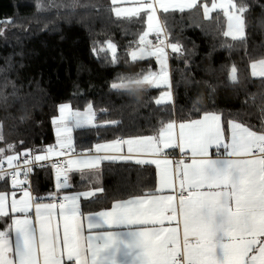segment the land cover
<instances>
[{
	"label": "snow or ice",
	"instance_id": "1",
	"mask_svg": "<svg viewBox=\"0 0 264 264\" xmlns=\"http://www.w3.org/2000/svg\"><path fill=\"white\" fill-rule=\"evenodd\" d=\"M109 3L136 5L112 7L115 18L129 23L136 18L146 20V30L138 34L135 46H130L126 53L130 62L154 58L159 65V71L120 76L110 87L131 94L166 86L167 90L153 101L157 106L174 104L169 51L181 55L184 52L182 45L171 41V33L159 12L183 14L201 10L206 20H212V13L220 10L227 18V31L223 35L233 40L246 39L249 5L245 0H109ZM69 7H75V0ZM150 34L154 35L155 43L148 39ZM100 50L109 53L111 62H118L119 49L113 41H106ZM250 67L252 76L264 78V59L251 63ZM230 82L239 83L235 65L230 68ZM7 84L5 81L4 87ZM260 113L259 127L229 119L227 135L222 114L214 111L198 112L195 119L161 120L153 135L97 144L87 155L75 153L71 132L73 128L94 125L91 104L87 111L60 105L59 116L53 120L57 124V145L36 150L37 154L33 149L17 152L15 143L5 144L0 124V144H4L0 147V182H9L13 189L11 193L0 192V221H5L0 229V264H264V107ZM19 143L22 145L23 141ZM121 145L128 146L122 156L98 155L120 151ZM169 149L179 150L190 162L185 158L173 160L168 156ZM134 152L155 157L136 159L135 163L159 169V188L130 197H115L109 208L89 214L86 226L79 201L98 198L105 192L102 186L64 195L62 199L54 196L47 203L33 197L30 190L28 176L32 165L48 160L51 155L68 157L55 164L56 187L63 188L68 186L65 173L83 174L85 169L89 181L98 185L96 178L103 161L131 160ZM21 175L23 179H18ZM127 180L122 178V182ZM17 189L22 194L20 199ZM165 189L175 194H160ZM58 199L60 202H56ZM29 213H34V218ZM58 218H62V224Z\"/></svg>",
	"mask_w": 264,
	"mask_h": 264
},
{
	"label": "trees",
	"instance_id": "2",
	"mask_svg": "<svg viewBox=\"0 0 264 264\" xmlns=\"http://www.w3.org/2000/svg\"><path fill=\"white\" fill-rule=\"evenodd\" d=\"M73 2L0 0V22L12 21L0 23V124L5 144L15 143L17 152L33 149L37 154L36 150L57 144L53 120L63 103L74 109L91 104L95 110L98 126L74 131V146L85 150L100 141L155 134L158 121L195 119L204 110L221 113L224 124L234 118L260 126L264 78L253 77L250 65L264 59V0H245L249 11L243 41L223 35L227 18L220 10L212 13V20H206L201 10L160 12L171 41L184 49L183 55L169 51L174 104L161 106L153 101L163 88L126 94L110 87L120 76L157 70L154 58L133 63L126 54L146 30V20L129 23L115 18L111 9L116 5L109 0H75V7H69ZM108 40L118 46L116 63L100 50ZM233 65L239 83L230 82ZM87 172L72 171L69 190L90 187ZM99 172L96 179L105 192L82 200L84 211L107 208L117 196L155 190L152 165L105 162ZM123 177L127 182H122ZM32 179L35 193L52 191L50 168L35 169ZM4 223L0 221V229Z\"/></svg>",
	"mask_w": 264,
	"mask_h": 264
},
{
	"label": "crops",
	"instance_id": "3",
	"mask_svg": "<svg viewBox=\"0 0 264 264\" xmlns=\"http://www.w3.org/2000/svg\"><path fill=\"white\" fill-rule=\"evenodd\" d=\"M132 5V3H122V4H118V5H116L117 7H122V8H126V7H129V6H131ZM134 5V4H133ZM158 15H159V17H160V12L158 13ZM148 39H151V40H153L154 41V43H155V37H154V35H152V34H150L149 35V37H148ZM255 62H258V61H255ZM254 63V62H253ZM169 69H170V67H169ZM257 71H259V68H257ZM251 73H252V69H251ZM254 77V76H253ZM255 78H262V77H258V76H256ZM63 104H67V103H63ZM62 105V104H61ZM70 105V104H69ZM71 106V105H70ZM71 108H72V110H80V111H87V107L86 108H84V109H74L72 106H71ZM93 110H94V108H93ZM58 114H59V111H58ZM57 114V115H58ZM94 114H95V121H94V125H89V126H86V127H82V128H90V127H95V126H98V123H97V121H96V113H95V110H94ZM224 123V122H223ZM224 126H225V130H226V135H227V124H224ZM56 128H57V126H56V124H55V134H56ZM76 129H81V128H73V130H72V132H71V136H72V142H73V147H75L74 145H75V143H74V137H73V135H74V131L76 130ZM148 135H153V134H148ZM148 135H138V136H148ZM57 136V135H56ZM138 136H130V137H125V138H115V139H110V140H105V141H100V142H98V143H96L95 144V146L92 148V150L94 151L95 150V147H96V145L97 144H110V143H112L113 141H116V140H121V139H123V140H126V139H129V138H134V137H138ZM57 140H58V137H57ZM127 145H121L120 146V148H121V150L120 151H115V150H109L107 153H98V155H104V154H107V155H113V156H122V155H124V154H126L127 153ZM57 150L59 151V148H58V146H57ZM213 151V155L215 156V149H213L212 150ZM222 151V150H221ZM167 153H168V156L169 155H179V154H182L179 150H177V149H169V150H167ZM43 154V153H42ZM84 154H89V150H86L85 151V153ZM133 155V159H131V160H123V159H116V160H111V161H103L102 162V164H101V166L105 163V162H113V161H119V162H123V161H130V162H133V163H135V160L136 159H153V158H155L154 156H152L150 153H146V152H144V153H133L132 154ZM183 155V154H182ZM56 157H58V156H56V155H51L50 156V158L49 159H52V158H56ZM170 157V156H169ZM171 158V157H170ZM186 159V162H190V161H188V159L187 158H185ZM148 165H151V164H148ZM101 166H100V168H101ZM154 168H155V172H156V184H155V190H157L158 188H159V169L155 166V165H152ZM84 171H86V169L84 170ZM71 172L72 171H69V172H67V177H68V186L67 187H65V189H63L64 191H62V194L63 195H74V194H77V193H79V192H83V191H87V190H89V189H91V188H94V187H97V186H101V181L100 180H98V185L97 184H94V183H91V186L90 187H87V188H85V189H83V190H78V191H72V190H69L70 189V186H71V179H70V177H71ZM51 173H52V171H51ZM18 179H23V176H21L20 178H18ZM178 183H179V181L177 180V185H178ZM28 184L30 185V190H31V192H32V195H33V197H39L40 198V202H43V203H47V202H50V198L51 197H54V192H53V189H52V191H50V192H48V193H46V194H42V195H39V194H37V193H35L34 192V182H33V179H28ZM177 191H178V187H177V189H176ZM13 191V189L12 188H10L9 187V182H7V181H5V182H0V192H8V193H11ZM16 191V195H17V199H20V198H22V194L19 192V190L17 189V190H15ZM160 194H162V195H170V194H172V195H174L175 194V192L174 191H172V190H168V189H165L162 193H160ZM84 199H89V198H81V200L79 201V204H80V208H81V211H82V213L84 214V221H85V226L87 225V216L89 215V214H91V213H95V212H98V211H102V210H105V209H107V208H109V207H107V208H104V209H101V210H97V211H84L83 210V208H82V200H84ZM29 215L30 216H32L33 218H34V213H29ZM58 219H60V223L62 224V218H58ZM8 222H10V221H8ZM165 226H168L167 224L165 225ZM3 229V228H2ZM118 230H123V229H118Z\"/></svg>",
	"mask_w": 264,
	"mask_h": 264
},
{
	"label": "built area",
	"instance_id": "4",
	"mask_svg": "<svg viewBox=\"0 0 264 264\" xmlns=\"http://www.w3.org/2000/svg\"><path fill=\"white\" fill-rule=\"evenodd\" d=\"M75 153L80 154V153H85V149H81V148H77L74 147ZM173 160H179L182 158H185L182 154L179 155H169ZM68 157L67 156H58L56 158H52V159H48L45 161H38L35 164L32 165V172L29 174L28 179H32V175H33V171L37 168H50V170L52 171V184H53V192H54V196L55 197H59L62 199V197L64 196L62 194V191H64L63 189H65V187L63 188H57V180H56V168H55V164L57 162H61L66 160ZM61 168H63V164H61ZM67 174V173H65ZM23 176V175H21ZM20 178V177H19ZM61 179H63V175L61 176ZM67 185H68V180H67ZM56 202H60V200L58 199Z\"/></svg>",
	"mask_w": 264,
	"mask_h": 264
},
{
	"label": "rangeland",
	"instance_id": "5",
	"mask_svg": "<svg viewBox=\"0 0 264 264\" xmlns=\"http://www.w3.org/2000/svg\"><path fill=\"white\" fill-rule=\"evenodd\" d=\"M133 6H136V5H133V4H132V5L129 6V7H133ZM115 7H117V6H115ZM126 8H127V7H126ZM153 42H154V41H153ZM169 55H170V54H169ZM168 65H169V60H168ZM156 71H159V65H158V68H157ZM160 88H163L161 94H162L164 91L167 90V89H166V86H163V85H162ZM161 94H160V95H161ZM159 97H160V96H159ZM159 97H158V98H159ZM58 116H59V114H58L55 118H57ZM55 118H54V119H55ZM56 126H57V124H56ZM56 145H57V144H56Z\"/></svg>",
	"mask_w": 264,
	"mask_h": 264
}]
</instances>
